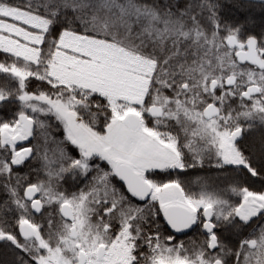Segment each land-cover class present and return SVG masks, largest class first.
Masks as SVG:
<instances>
[{"label":"snow or ice","instance_id":"obj_1","mask_svg":"<svg viewBox=\"0 0 264 264\" xmlns=\"http://www.w3.org/2000/svg\"><path fill=\"white\" fill-rule=\"evenodd\" d=\"M0 264H264V0H0Z\"/></svg>","mask_w":264,"mask_h":264}]
</instances>
